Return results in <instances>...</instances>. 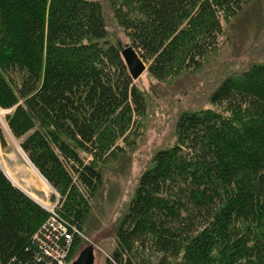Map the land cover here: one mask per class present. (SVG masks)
<instances>
[{
    "label": "trees",
    "instance_id": "trees-1",
    "mask_svg": "<svg viewBox=\"0 0 264 264\" xmlns=\"http://www.w3.org/2000/svg\"><path fill=\"white\" fill-rule=\"evenodd\" d=\"M251 1L109 3L148 74L167 80L199 70L222 22ZM121 47L99 0H0V107L60 195L67 260L100 167L133 143L146 113ZM208 103L177 115L174 141L141 171L105 264H264V61L225 76ZM47 216L0 169V264H43L33 235Z\"/></svg>",
    "mask_w": 264,
    "mask_h": 264
},
{
    "label": "rangeland",
    "instance_id": "rangeland-1",
    "mask_svg": "<svg viewBox=\"0 0 264 264\" xmlns=\"http://www.w3.org/2000/svg\"><path fill=\"white\" fill-rule=\"evenodd\" d=\"M99 1L107 38L120 46L130 43L113 17L109 0ZM222 31L217 49L207 56L199 70L156 80L145 69L134 79L146 101L139 134L131 145L123 147L116 159L100 167L102 183L91 199L72 259L81 248L92 243L93 264H105V258L114 247L115 226L127 207L141 171L150 164L154 151L174 141L177 115L183 110L209 105L211 90L225 76L237 74L252 62L264 61V0H252L240 16L222 22ZM7 112L9 109L0 107V131L5 139L4 144L0 140V169L49 213L50 207L56 209L60 195L30 161L19 144L20 138L11 135L5 120Z\"/></svg>",
    "mask_w": 264,
    "mask_h": 264
},
{
    "label": "built area",
    "instance_id": "built-area-1",
    "mask_svg": "<svg viewBox=\"0 0 264 264\" xmlns=\"http://www.w3.org/2000/svg\"><path fill=\"white\" fill-rule=\"evenodd\" d=\"M48 216L34 233V241L43 264H66L71 246V233L58 218L54 206Z\"/></svg>",
    "mask_w": 264,
    "mask_h": 264
},
{
    "label": "water",
    "instance_id": "water-1",
    "mask_svg": "<svg viewBox=\"0 0 264 264\" xmlns=\"http://www.w3.org/2000/svg\"><path fill=\"white\" fill-rule=\"evenodd\" d=\"M121 55L126 63L131 78L136 79L145 69L146 64L140 57L136 48L127 43L121 47ZM94 248L93 244L89 243L80 249L77 256L67 264H93Z\"/></svg>",
    "mask_w": 264,
    "mask_h": 264
},
{
    "label": "bare ground",
    "instance_id": "bare-ground-1",
    "mask_svg": "<svg viewBox=\"0 0 264 264\" xmlns=\"http://www.w3.org/2000/svg\"><path fill=\"white\" fill-rule=\"evenodd\" d=\"M3 124V123H2ZM9 134V133H8ZM17 149V148H16ZM18 152H20V151H18ZM30 165V164H29ZM41 181V180H40Z\"/></svg>",
    "mask_w": 264,
    "mask_h": 264
}]
</instances>
